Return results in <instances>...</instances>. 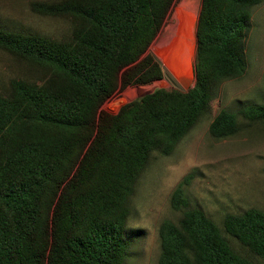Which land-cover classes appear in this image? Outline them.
I'll return each mask as SVG.
<instances>
[{
	"label": "trees",
	"instance_id": "16d2710c",
	"mask_svg": "<svg viewBox=\"0 0 264 264\" xmlns=\"http://www.w3.org/2000/svg\"><path fill=\"white\" fill-rule=\"evenodd\" d=\"M264 0H202L195 85L160 88L103 109L118 90L164 76L149 51L177 0H34V13L73 21L52 38L0 25V49L44 70L0 93V264H120L137 182L154 152L170 155L212 107L217 85L247 70L253 8ZM264 121V103L222 109L216 138ZM187 176L171 198L178 222L159 228V264H256L190 207ZM225 230L264 258V211L227 214Z\"/></svg>",
	"mask_w": 264,
	"mask_h": 264
},
{
	"label": "rangeland",
	"instance_id": "374dc122",
	"mask_svg": "<svg viewBox=\"0 0 264 264\" xmlns=\"http://www.w3.org/2000/svg\"><path fill=\"white\" fill-rule=\"evenodd\" d=\"M32 1L0 0V25L56 39L71 35L73 21L70 18L34 13L30 6ZM201 1L177 0L150 47L149 51L163 68V78L118 90L104 104L105 111L117 113L123 105L156 89L185 90L184 77L195 83L196 25ZM252 11L246 72L219 83L211 109L172 154L154 152L140 176L130 201L131 213L124 234L125 254L120 264H159V228L164 220L178 222L181 218L182 212L173 208L171 198L187 176L190 179L184 188L190 207L203 210L213 219L238 254L256 264H264L263 257L254 254L224 227L227 214L252 208L264 211V121L239 116L240 128L236 134L216 138L210 133V124L222 109L238 112L245 106L264 103V1ZM183 44H187L191 61L188 73L180 77L174 64L176 60H171L169 52L173 47L175 50L179 45L184 47ZM43 78V69L0 49V93L9 94L13 79L40 82Z\"/></svg>",
	"mask_w": 264,
	"mask_h": 264
},
{
	"label": "bare ground",
	"instance_id": "6f19581e",
	"mask_svg": "<svg viewBox=\"0 0 264 264\" xmlns=\"http://www.w3.org/2000/svg\"><path fill=\"white\" fill-rule=\"evenodd\" d=\"M194 4H196L195 1H193V6H194ZM188 11H191V8ZM190 13L188 12V15H187L189 19H191ZM183 46L184 47L179 45L178 49H176V50L173 47V48H171V50L169 52L171 60L172 61L176 60L174 62V64L178 67V69L177 68L176 69H177V73L179 74L180 77L181 76H185V74L188 73V71L190 70V61H191V55H190V52L187 49V44L186 45L183 44ZM185 78H187V77H184L183 79H185Z\"/></svg>",
	"mask_w": 264,
	"mask_h": 264
},
{
	"label": "water",
	"instance_id": "95a60500",
	"mask_svg": "<svg viewBox=\"0 0 264 264\" xmlns=\"http://www.w3.org/2000/svg\"><path fill=\"white\" fill-rule=\"evenodd\" d=\"M182 81L184 82L183 85L185 87V91H188L190 88H192L195 85L193 80L190 78H185Z\"/></svg>",
	"mask_w": 264,
	"mask_h": 264
}]
</instances>
